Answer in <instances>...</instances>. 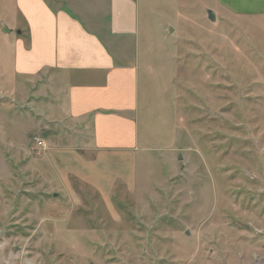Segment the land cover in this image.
Returning a JSON list of instances; mask_svg holds the SVG:
<instances>
[{
	"label": "rangeland",
	"instance_id": "1",
	"mask_svg": "<svg viewBox=\"0 0 264 264\" xmlns=\"http://www.w3.org/2000/svg\"><path fill=\"white\" fill-rule=\"evenodd\" d=\"M202 1L142 8L140 135L155 144L102 195L45 159L48 137L81 135L11 95L0 0V264H264V17L212 23Z\"/></svg>",
	"mask_w": 264,
	"mask_h": 264
},
{
	"label": "crops",
	"instance_id": "2",
	"mask_svg": "<svg viewBox=\"0 0 264 264\" xmlns=\"http://www.w3.org/2000/svg\"><path fill=\"white\" fill-rule=\"evenodd\" d=\"M154 1L160 0H12L15 14L13 19L8 14L11 24L4 22L11 32L2 34L11 37L14 46L11 77L6 80L11 95L16 100L27 94L43 126L47 122L81 135L80 146L58 145L57 137H48L45 159L63 179L76 178L102 195H109L118 180H133L137 159L149 152L146 145L155 144V126L149 121L148 139L153 143L146 144L149 140L140 135L144 63L138 58L148 25L142 8ZM175 1L186 0H169ZM202 4L206 15L213 11L216 20L225 14L264 17V0ZM148 71L153 72V84L157 78ZM4 78L1 68L0 80ZM152 99L150 92V107Z\"/></svg>",
	"mask_w": 264,
	"mask_h": 264
},
{
	"label": "water",
	"instance_id": "3",
	"mask_svg": "<svg viewBox=\"0 0 264 264\" xmlns=\"http://www.w3.org/2000/svg\"><path fill=\"white\" fill-rule=\"evenodd\" d=\"M207 14H208V19L210 21H212V22L216 21V15H215V13L213 11H208ZM170 30L172 31L171 28H170ZM3 32L8 34V33L11 32V30L6 25H4Z\"/></svg>",
	"mask_w": 264,
	"mask_h": 264
}]
</instances>
